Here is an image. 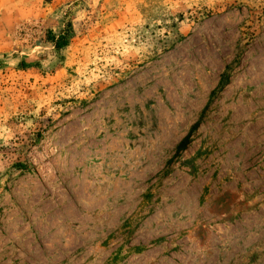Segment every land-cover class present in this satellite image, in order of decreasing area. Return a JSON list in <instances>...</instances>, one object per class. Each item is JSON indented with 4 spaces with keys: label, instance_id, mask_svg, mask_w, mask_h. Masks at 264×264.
<instances>
[{
    "label": "rangeland",
    "instance_id": "374dc122",
    "mask_svg": "<svg viewBox=\"0 0 264 264\" xmlns=\"http://www.w3.org/2000/svg\"><path fill=\"white\" fill-rule=\"evenodd\" d=\"M0 264H264V0H0Z\"/></svg>",
    "mask_w": 264,
    "mask_h": 264
},
{
    "label": "trees",
    "instance_id": "16d2710c",
    "mask_svg": "<svg viewBox=\"0 0 264 264\" xmlns=\"http://www.w3.org/2000/svg\"><path fill=\"white\" fill-rule=\"evenodd\" d=\"M46 37H47V40L51 41L56 48H62L68 44L67 34L63 31L58 33L56 36L48 31L46 34ZM229 70H230V65H226L224 71L220 74L216 87L212 90L210 94L209 100L213 97L215 91L219 90L222 87V85L227 82V80L229 79ZM200 121L201 120L199 118L192 125V127L187 132V134L181 139V141L178 143L176 147V152H179L180 150L184 149V147L186 146V144L188 143L190 139L191 133L196 129V127H198Z\"/></svg>",
    "mask_w": 264,
    "mask_h": 264
}]
</instances>
